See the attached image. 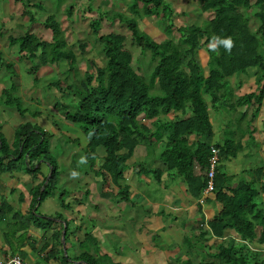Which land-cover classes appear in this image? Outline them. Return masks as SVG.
Returning <instances> with one entry per match:
<instances>
[{
	"label": "trees",
	"instance_id": "trees-1",
	"mask_svg": "<svg viewBox=\"0 0 264 264\" xmlns=\"http://www.w3.org/2000/svg\"><path fill=\"white\" fill-rule=\"evenodd\" d=\"M200 1L202 11L212 13L201 24L175 25L171 6L165 0H129L126 5L129 13L113 10L105 16L108 20H117L129 31L131 43L142 52H149V64L152 63V66L147 75L132 66L133 56L126 46L124 33L112 30L100 32L99 24L104 14L96 16L89 23L91 33L100 44L104 64L98 66L88 59V68L84 78L79 79V86L75 85L76 55L68 46L61 25L53 14H48L43 21L44 27L52 33L49 41L30 31L18 37H7L10 44L18 43L20 55L35 64L31 67L34 72L40 65H59L66 61L68 68L64 77H57L48 84L61 89L62 93L72 94L74 91L72 95L75 97V106L70 107V110L68 108L64 117L76 124L86 136L87 143L82 149V167L88 169L85 172L91 171L103 179L109 177L121 198L127 199L129 196L130 189L127 185H121L120 181L129 167L127 161L140 141L154 139L156 143L162 135L166 136L159 158L166 169L172 170L184 180L193 198L202 195L208 158L211 155L210 147H217L219 158L211 192L222 207L219 213L200 224L205 226L201 229L202 236L207 235V239L215 237V253L212 258L198 261L187 259L180 264H264V256H260L261 250L264 251V203L257 200L264 190V181L261 180L264 179V164L250 170L249 179L227 187L228 176L219 173V162L223 158L235 157L239 148L231 138H225L222 144H211L213 132L208 115L209 105L212 108L225 107L231 102L229 77L244 73L250 67L264 70V0ZM29 2H22L25 8L23 15L31 14ZM65 13L66 16L71 15V5L66 7ZM149 16L159 18L167 32L175 28L180 41L176 42L169 37L157 40L144 31L139 23L143 17ZM252 18L256 20L254 30L249 24ZM226 39L232 42L230 49L223 44ZM78 47L83 53L86 44L79 43ZM200 50L205 51L206 69L198 58ZM3 66L9 73H13L12 62L7 61ZM63 80H69L64 87ZM12 90L14 84L3 88L2 94L9 95L13 93ZM262 95V89L257 93H245L238 96L230 107L248 104L252 100L259 105ZM3 102L14 103L20 116L26 112V108L20 106L17 96L10 94ZM186 107L190 111L188 116L163 122L154 133L151 132L153 119L158 115L171 110L182 111ZM37 112L34 111L32 116H36ZM143 119H148V123L143 122ZM190 135L196 137L194 145L189 144ZM52 136V132L29 121L15 127L12 142H8L0 132V172L21 168L33 180L41 175L40 181L31 188L26 215L13 209L4 197H0V227L4 230L3 235L8 241L11 256H16L20 261L22 257L18 253L16 255L15 246L9 241V237L16 235L6 231V224L14 217L21 231L26 233L30 224L41 219L37 216L41 202L55 195L59 164L50 150ZM72 140L75 144L79 143L76 138ZM98 149L102 150V155ZM138 171L161 175L160 169L145 165ZM255 182L260 183V186H255ZM60 195H64V190L57 195L62 202ZM48 224L46 218H42V228ZM230 230L234 231L233 237L222 240ZM23 234L20 236L24 237ZM252 243L262 246L260 251L251 248ZM81 259L86 264H99L90 254H82Z\"/></svg>",
	"mask_w": 264,
	"mask_h": 264
},
{
	"label": "crops",
	"instance_id": "crops-1",
	"mask_svg": "<svg viewBox=\"0 0 264 264\" xmlns=\"http://www.w3.org/2000/svg\"><path fill=\"white\" fill-rule=\"evenodd\" d=\"M19 3L20 0H7L3 10L7 14V18H4V21L0 23V30L3 32V35L0 36V96L3 88L14 84V90L12 91L18 93V95L14 94L19 97L20 101L21 99L30 102L34 101L35 105H38L37 101H42V98L34 96L26 99V95L22 94V91L32 92L41 83V78L44 77L42 72L48 74L53 71L56 65H40L37 71L34 72L31 67L35 64L20 55L18 43L10 44L7 36L18 37L29 30L32 32L35 28L38 30L36 36L49 41L52 33L43 34L42 36V30H40L47 15L44 16L43 20L42 16H40V21H36L34 13L33 15H23L25 8L22 2ZM28 8L33 9L36 15L34 8L42 11V0H31ZM62 26L61 28L66 37V32ZM15 28L22 30L24 33L11 34V30ZM199 53L205 56V62V53L200 50L198 56L200 55ZM7 58L10 60H6ZM7 61L13 63V73H9L3 66ZM200 61L203 62L201 59ZM19 62L20 69L23 68L27 75L29 74L31 77L26 78L19 74ZM62 64L60 62L58 65L61 66V73L67 70L62 67ZM228 82L232 90L231 102L225 107L217 106L212 108L210 105L208 106L210 121L212 116H216L219 113V124L223 126V128L218 126V131L215 132L211 121L213 134L210 142L211 144H222L225 138H231L239 148L235 157L239 152H243V155L248 152H256V156L261 160L260 165L249 166L241 172V175L236 170L234 173L224 172L219 164V173L228 176L226 179L227 187H233L240 180L249 179L251 177L250 170L264 164V70L250 67L244 73L229 77ZM48 89L55 90L57 88L49 87ZM259 89L263 90L259 105L252 100L248 104L236 105L234 108L230 107L235 103L238 96L248 92L257 93ZM40 90L42 92V89ZM59 95L65 97L70 96L71 93H62L61 90ZM71 99L75 101L73 95H71ZM41 101L39 105H41ZM59 103L62 104L63 102L59 101ZM40 108L42 109V105ZM189 114L190 111L187 107L182 111L171 110L166 114H160L153 119L151 132L154 133L156 127H161L163 122H171ZM38 116H32V114L20 116L17 111H9L6 106L0 103V132L4 135L7 129L8 135L4 136L8 142H11L12 132L14 133V130L9 133L11 128L15 129L19 123L24 121L34 122ZM66 120L64 124L70 127L69 125L73 123ZM44 121L47 123L46 115H44L42 122ZM143 122L148 123V119H143ZM52 125L53 123H47L46 127L42 126L45 130L53 133V141L56 139L54 134L56 135L59 127L53 125L55 127V130H53ZM60 133H63V131ZM250 137L251 141L256 144L255 146L249 143ZM165 139L166 136L162 135L159 142L155 143L154 139L148 142L140 141L135 147L131 157L133 161L129 164L128 169L124 172L123 179L120 181L121 185H127L130 189L127 199H123L117 194L118 189L110 182L109 177L103 179L94 175L91 171L88 173L84 170L86 178L78 186L79 190L81 189L85 193V197H82L85 199L78 197L79 194L75 196V192L72 194L70 202L64 201L71 208L61 207L59 200V204L56 207L63 209L61 214L59 212L50 214L47 211H39L40 204L37 208V216L38 219L41 218L40 221L34 222L36 225L30 224L25 230L24 237H9V241L15 246L16 255L20 254L24 264H86L81 259L82 254L93 255L99 264H111V262L115 264H180L181 261L187 259L198 261L200 257L212 258L215 253L213 248L215 237L207 239V235L202 236L201 229L205 226L200 224L219 213L222 206L216 200L213 192L205 196L201 195L203 198L202 202L199 201L200 198H193L184 180L172 170L166 169L159 158ZM196 141V137L190 135L189 144L194 145ZM80 143L76 144L77 148L66 154H69L70 158L76 155L78 158L79 156V163H82V149L84 147ZM51 145L50 140V150ZM77 149L81 152L82 160L81 155H78L76 151ZM98 153L100 155L103 154L102 150L98 151ZM142 165L160 169L161 175L139 173L138 170ZM90 173L93 175H90ZM84 174H82V177ZM40 179L41 175H38V178L33 180L21 168L11 172H0V197H4L12 205L13 209L19 210L22 215H26L31 198V188ZM261 180L264 181V179ZM154 182L155 184H153ZM8 183H10V186H8ZM156 184L161 189L160 191L153 192L152 195L148 192L145 193L144 188L147 185L152 186L154 190ZM255 186L259 187L260 183L255 182ZM261 194L264 198V190L260 192L257 199L261 197ZM259 201L262 202V200ZM122 211H127L128 214H123L121 213ZM45 215H48V217H45ZM51 216L56 218H51ZM42 218H46L49 222L45 228H42ZM15 220L16 218H11L10 223ZM82 221L86 222L84 226L79 225ZM3 232L4 230L0 227V259L11 256L7 246L8 241L4 237ZM66 233L76 236L78 240L74 239L75 242L72 241L71 244L66 245L68 236H66ZM233 235L234 231L230 230L221 239L233 237ZM221 239L217 240V242ZM86 242L88 243L86 244ZM68 247L71 255L67 252ZM258 250L260 251V249Z\"/></svg>",
	"mask_w": 264,
	"mask_h": 264
},
{
	"label": "rangeland",
	"instance_id": "rangeland-1",
	"mask_svg": "<svg viewBox=\"0 0 264 264\" xmlns=\"http://www.w3.org/2000/svg\"><path fill=\"white\" fill-rule=\"evenodd\" d=\"M22 1V0H20ZM23 0L22 2L26 3ZM31 1V0H29ZM38 1V0H37ZM168 1L171 9L173 11L172 21L175 25H178L180 23H196L201 24L205 19L210 18L212 13H209V11H202L200 7V0H165ZM12 2V1H11ZM129 0H42V11L39 9H36V15L33 9H29L31 11V14L35 16L36 21H40L39 18L42 16V20L44 19V16L48 14H53L54 18L60 23V25L63 27V29L66 32V40L68 42V46L74 51L76 55V62H75V69H76V79H75V85H80V80L84 78L85 70L88 68L87 60L91 59L94 61V63L98 66H101L104 64V56L100 50V44L95 40L94 35L91 33L89 23L92 19H94L96 16H99L101 14H104V18L101 20L99 24L100 32H107L109 30L116 31V32H122L126 35V46L130 49L132 52V66L134 68L140 69V72L144 75L149 74L150 68L152 66V63L149 64V52H142L136 45L131 43V40L129 39V31L121 25L117 20H108L105 16H108L113 10L122 11L124 13H129L127 10V3ZM7 0H0V23L4 21V18H7V14L4 13V8L6 6ZM21 3V2H20ZM19 3V4H20ZM71 5L72 7V13L70 16H66V7ZM10 12V11H9ZM11 13V12H10ZM13 15V14H11ZM21 16V15H20ZM14 17V15H13ZM13 21V20H12ZM250 27L254 30L256 20L251 19V22L249 23ZM140 27L149 33L153 38L157 40H162L164 37L172 38L174 41L179 42L180 41V35L177 32L175 28H172L170 32L165 31L163 28V25L161 23V20L159 18L155 17H143L139 23ZM42 30V36L43 34L47 35L51 31L47 28H45L43 25L41 27ZM30 31V30H29ZM37 29L34 28L32 32L36 35ZM23 34L24 32L20 29L15 28L14 30H11V34ZM79 43H85L86 48L84 49V52L81 53L79 50ZM262 51L264 52V47H262ZM204 50H202L203 52ZM205 52V51H204ZM200 54V53H199ZM4 55V54H3ZM203 61L201 62L202 66L206 69L204 64L205 56L203 54H200L198 58ZM6 60H10L7 58ZM62 67L67 69L68 65L66 61H62ZM20 62L18 63L19 67ZM55 65V64H54ZM61 66L56 65L52 72L46 73L42 72V75L44 77L41 78V83H39V86L32 90V92H25L22 91V94L26 95V99L33 98L34 96L42 98L41 105L42 109L40 108L41 105H39L40 101H37L38 105H35L34 101H25L24 99H21V107L26 108V113L31 115L34 111H38L37 115L38 117L35 118L34 122L30 121V123H36L41 127H46V124L50 123L55 125L56 127H59L56 133L54 134V137H56L55 140L52 141L51 138V153L56 158L58 164H59V175L56 178V189H55V195L49 196L46 199L43 200L40 207L38 208L39 211H47L48 213H58L61 214L63 209L60 207H56L59 204L58 199V193L64 189V195H60V197L63 199L61 202V207L64 208H71L70 205H67L65 202H70L72 194L76 192L78 197L82 198L85 197V193L80 189L78 184L81 183L83 180H85L86 176L84 174V169L82 166L83 164L79 163V156L77 158L76 156L69 157L68 153L69 151L77 148L78 146L74 143L72 139L76 138L78 142L81 144L82 147H85L87 143V139L85 134L77 127L76 124H70V127H67L64 124V116L63 113L67 111V109L70 107L75 106V101L71 99V95L74 91H72V94L70 96L62 97L63 95L60 94V90H50L49 87H54L48 84L49 81L54 80L55 78H63L64 72L61 73ZM19 74H22L24 77L29 78L31 75H27V72L25 70L20 69L19 67ZM49 70V69H48ZM12 71V70H11ZM53 73V74H52ZM50 74V75H49ZM9 77V76H8ZM7 79L9 80V78ZM21 79V77H20ZM80 79V80H79ZM22 81L24 82V79L22 78ZM69 82V80L64 81L62 83V87L65 86V83ZM49 86V87H48ZM25 87V86H24ZM22 87V88H24ZM16 89V88H15ZM42 89V92H40ZM16 91L13 93L10 92L12 96H15ZM58 93V96H57ZM9 94V95H10ZM8 94H1L0 96V103L6 106L7 110L9 111H16L15 110V104H4L5 98L9 96ZM16 95V96H17ZM57 97V98H56ZM38 99V98H37ZM59 101L62 103L60 104ZM68 110V111H69ZM41 111V113H40ZM226 111V110H224ZM71 112V111H69ZM219 115V113H217ZM36 115V116H37ZM44 115H46V121L42 122L44 120ZM212 116L211 121L213 125V129L218 131V128H223L222 124L220 126V118L219 116ZM224 120V118H223ZM67 121V120H66ZM52 122V123H51ZM43 125V126H42ZM52 125V126H53ZM219 126V127H218ZM53 130H55V127H52ZM14 130L11 128L9 130ZM61 130V131H60ZM225 130V129H224ZM63 133H60L62 132ZM67 131V132H66ZM13 132H12V138L11 142L13 141ZM4 135H8V130L6 129L4 132ZM224 137V136H222ZM264 138V136H263ZM56 142V143H53ZM249 143H252V145H256L254 141H250ZM54 144V145H53ZM78 152V155H81L80 150H76ZM98 151H101V149H98ZM82 160V155H81ZM132 159L130 158L127 161V164L129 165L132 163ZM260 159L256 156V152H248L245 155H243V152H239L238 155L235 158H223L220 160L219 164L221 165V168L224 172L228 173H234L236 170L239 175H241V172L244 169H247L249 166L254 167L257 165H260ZM82 162V161H80ZM81 165V166H80ZM137 165V164H136ZM89 173V171H87ZM82 174L84 176L82 177ZM90 175H93L90 173ZM82 178V179H80ZM74 184V185H73ZM155 184V182L153 183ZM8 186H10V183H8ZM141 190V189H140ZM161 189L156 184V188H152V186L147 185L146 188H144L145 193L148 192L152 195L153 192H158ZM10 197L12 195L9 194ZM85 199V198H82ZM257 200H264L262 194L261 197ZM65 201V202H64ZM62 210V211H61ZM123 214H128L127 211H122ZM45 217H48V215H45ZM51 218H56L54 216H51ZM53 224V223H52ZM55 224V223H54ZM86 222L82 221V223H79V225H85ZM7 230L11 233H15L16 236H20V234L25 232L21 231L20 225L17 224L16 221H14L13 224L9 223L6 224ZM88 228V227H87ZM68 233H66V236ZM73 239V240H72ZM78 240L76 236L68 235L66 239V245L71 244L72 241L75 242V240ZM88 242H86L87 244ZM253 248L255 249H261L262 246L255 245L254 243L251 244ZM85 247V245H84ZM89 247V246H88ZM262 252L260 256H264V251ZM68 254L71 255L70 249L68 247ZM204 257H200L199 260L203 259ZM207 259V258H204Z\"/></svg>",
	"mask_w": 264,
	"mask_h": 264
},
{
	"label": "built area",
	"instance_id": "built-area-1",
	"mask_svg": "<svg viewBox=\"0 0 264 264\" xmlns=\"http://www.w3.org/2000/svg\"><path fill=\"white\" fill-rule=\"evenodd\" d=\"M211 155L208 158L209 165L208 170L206 173V181L205 186L202 191V196H205L206 194L210 193L213 189V176H214V170L216 165L218 164V149L215 146L210 147ZM202 196L200 197V202L203 201ZM24 264L22 261H20L16 256H9L6 259H0V264Z\"/></svg>",
	"mask_w": 264,
	"mask_h": 264
},
{
	"label": "clouds",
	"instance_id": "clouds-1",
	"mask_svg": "<svg viewBox=\"0 0 264 264\" xmlns=\"http://www.w3.org/2000/svg\"><path fill=\"white\" fill-rule=\"evenodd\" d=\"M231 40L230 39H226V40H224L223 41V44L225 45V47L227 48V49H230V47H231Z\"/></svg>",
	"mask_w": 264,
	"mask_h": 264
},
{
	"label": "water",
	"instance_id": "water-1",
	"mask_svg": "<svg viewBox=\"0 0 264 264\" xmlns=\"http://www.w3.org/2000/svg\"><path fill=\"white\" fill-rule=\"evenodd\" d=\"M50 171H51V170H49V174H48V176L50 175ZM63 234H64V231H63Z\"/></svg>",
	"mask_w": 264,
	"mask_h": 264
}]
</instances>
